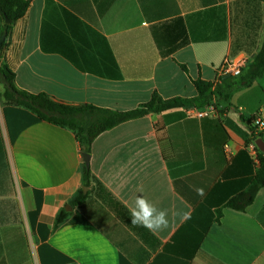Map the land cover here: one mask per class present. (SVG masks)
I'll return each mask as SVG.
<instances>
[{"label":"crops","instance_id":"crops-1","mask_svg":"<svg viewBox=\"0 0 264 264\" xmlns=\"http://www.w3.org/2000/svg\"><path fill=\"white\" fill-rule=\"evenodd\" d=\"M263 41L262 0H29L0 66L28 93L128 111L154 93L193 98L196 80L215 87L224 60L251 61ZM3 92L0 81V264H264V187L244 211L224 207L259 166L247 121H264V75L213 97L216 114L173 108L101 132L89 186L75 132ZM141 195L167 211L166 228L131 223Z\"/></svg>","mask_w":264,"mask_h":264},{"label":"trees","instance_id":"trees-1","mask_svg":"<svg viewBox=\"0 0 264 264\" xmlns=\"http://www.w3.org/2000/svg\"><path fill=\"white\" fill-rule=\"evenodd\" d=\"M264 3V0H262ZM29 0H0V38L5 34V39L14 22L21 19L28 7ZM6 19L10 20L6 23ZM114 73L112 77L119 78L120 74L114 61H112ZM264 75V41L259 52L251 61H247L244 68L236 76L221 78L220 83L213 87L212 82L196 80L194 85L197 95L193 98H172L162 99L154 93L150 100L141 104L135 109L128 111H112L99 108L89 104L72 105L54 100L46 93L31 94L20 90L14 83V74L7 66H0V81L4 85L3 98L6 103L24 107L33 112L38 118L54 125L69 128L76 134L83 152H90L94 138L101 132L116 126L124 121L142 117L150 113H159L173 108L195 107L202 108L212 103L213 97L227 99V92L232 89L250 86L254 80ZM251 124V121H247ZM252 132V127H249ZM252 138H259L264 141L262 133L253 135ZM259 166L255 171L249 187L231 197L224 207L236 211H244L249 206L260 188L264 187V152L258 154ZM84 184L89 186V168L83 166ZM86 195H80L72 200L73 204L80 203ZM68 213L60 210L57 214L54 228L65 222ZM217 221L221 216V209L216 213Z\"/></svg>","mask_w":264,"mask_h":264},{"label":"built area","instance_id":"built-area-1","mask_svg":"<svg viewBox=\"0 0 264 264\" xmlns=\"http://www.w3.org/2000/svg\"><path fill=\"white\" fill-rule=\"evenodd\" d=\"M247 63V59L246 58H240V59H226L224 60V62L220 65V67L218 68L217 71V78L215 80V84L220 82V79L229 74L231 76H236L240 73V71L244 68V66ZM195 115L199 116V117H203V116H208V115H213L216 114L218 112V109L216 108L215 105H209L203 109H193ZM250 121L251 124L250 126L252 127V132L250 131V136L252 137L253 135H258L261 130L264 127V121L262 120L260 114L254 113L251 117H250ZM247 148L249 150V152L256 157L257 153H258V147L256 145L255 142V138H252L250 140V142L247 144Z\"/></svg>","mask_w":264,"mask_h":264},{"label":"clouds","instance_id":"clouds-1","mask_svg":"<svg viewBox=\"0 0 264 264\" xmlns=\"http://www.w3.org/2000/svg\"><path fill=\"white\" fill-rule=\"evenodd\" d=\"M168 213L166 210L158 209L142 195L135 199V206L132 211L133 225H140L150 231L156 232L168 226ZM184 220L190 219V213H183Z\"/></svg>","mask_w":264,"mask_h":264},{"label":"water","instance_id":"water-1","mask_svg":"<svg viewBox=\"0 0 264 264\" xmlns=\"http://www.w3.org/2000/svg\"><path fill=\"white\" fill-rule=\"evenodd\" d=\"M5 21H6V23H9L10 22V20H8V19H6ZM4 39H5V34L0 38V48H1V45H2V43L4 41ZM230 76L231 75L227 74V75L223 76L222 78L225 79V78H228ZM255 142H256L257 147L262 152H264V141L262 139H257ZM81 155L83 157V161L85 163V166L88 167L89 158H90L89 153H87V152H81ZM82 189H83V192H86L87 191V187H83ZM69 208H70V206H69Z\"/></svg>","mask_w":264,"mask_h":264},{"label":"rangeland","instance_id":"rangeland-1","mask_svg":"<svg viewBox=\"0 0 264 264\" xmlns=\"http://www.w3.org/2000/svg\"><path fill=\"white\" fill-rule=\"evenodd\" d=\"M212 104H213V103H211L210 105H212ZM208 106H209V105H208ZM206 107H207V106H206ZM202 108H204V107H202ZM202 108L199 107V108H196V109H202Z\"/></svg>","mask_w":264,"mask_h":264}]
</instances>
